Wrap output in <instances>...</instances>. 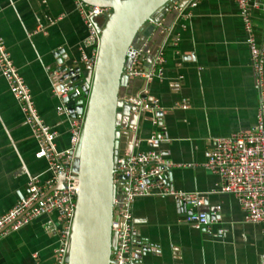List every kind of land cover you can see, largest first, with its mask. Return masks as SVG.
I'll return each instance as SVG.
<instances>
[{"label":"crops","instance_id":"obj_1","mask_svg":"<svg viewBox=\"0 0 264 264\" xmlns=\"http://www.w3.org/2000/svg\"><path fill=\"white\" fill-rule=\"evenodd\" d=\"M184 12L178 15L168 9L162 13L164 25H173L177 32V43L164 47L163 78L145 82L140 77H122L118 130L128 136L130 145L133 142V152L152 148L175 163L162 176L176 189L199 193L197 208L217 215L207 229H200L184 219L174 198L136 197L134 223L150 249L142 254L137 246L135 264H260L262 226L245 221L233 195L215 192L219 176L203 164L213 137L246 130L256 123L258 107L264 104V84L260 96L234 0H191L185 3ZM96 20L101 23L102 17ZM253 23L256 39L264 38L259 10L253 12ZM153 26L148 24L135 43L147 41L155 51L165 43V35ZM0 35L38 113L57 131V147L67 148L69 118L56 109L52 82L61 63L79 67L83 76L89 72V64L81 59L87 28L75 0H0ZM83 50L91 54V47ZM151 60L152 54H145L141 64L149 68ZM144 87L147 96L157 98L163 107L162 139L153 144L147 138L157 127L153 123L157 115L149 110L133 111L129 100ZM184 100L185 109L179 106ZM124 149L125 144L121 155ZM36 152L37 142L0 74V215L26 194L27 175L49 177L46 160ZM119 190L117 187V193ZM49 217L60 226L57 212ZM46 219V215L37 217L2 236L0 264H52L57 236L44 230Z\"/></svg>","mask_w":264,"mask_h":264},{"label":"built area","instance_id":"obj_2","mask_svg":"<svg viewBox=\"0 0 264 264\" xmlns=\"http://www.w3.org/2000/svg\"><path fill=\"white\" fill-rule=\"evenodd\" d=\"M191 1V0H188ZM193 1V0H192ZM180 0L169 2V9L177 14H183L185 4ZM245 31V42L249 47L250 59L255 73L256 85L262 96L264 84V38L258 40L254 35L253 12L259 10L264 19V0H234ZM77 9L87 28V35L81 44V59L94 66L99 43V31L91 18L92 14L99 15L104 20L108 7L89 5L82 0H75ZM194 4V2H193ZM97 21V20H96ZM165 35V43L155 49L147 41L139 44L134 42L130 46L128 64L123 69L126 77H140L149 82L161 79L164 74L165 44L177 43V32L173 25H164L163 19L153 23ZM153 26V29H155ZM91 47L88 55L84 47ZM145 54H152L150 67L141 64ZM0 74L6 80L9 90L18 102L25 123L29 126L33 138L37 142L36 156L47 162L49 177L42 179L40 175H27V192L6 212L0 215V238L7 233L17 231L37 217L46 215L44 230L57 236V244L53 250L52 264H66L71 224L75 208L77 180L72 169L75 150L80 138L83 123V113L71 117L67 109L65 98L74 91L80 95V87L69 89L68 82L61 80L59 70L54 72L52 93L58 99L56 109L64 112L70 123L69 146L59 149L55 143L57 131L51 128L38 113L32 95L24 78L19 73L4 39L0 35ZM179 78H182L180 75ZM135 111L149 110L156 112L163 109L159 100L148 97L145 87L139 91L137 98L131 101ZM185 109L186 101L179 105ZM156 129L147 138L149 144L162 139V125L158 124V117L153 119ZM204 167L219 176L215 192L233 195L244 212V219L258 223L264 233V104L260 103L256 123L246 130L237 131L227 136H216L212 139V146L207 153ZM177 166L165 158L159 151L148 149L145 151L126 152L123 160L118 159L114 165L113 180L125 182V190L121 185L113 200V217L111 232L113 245L110 264H135V249L137 245L136 226L132 212V203L136 197L158 196L172 197L183 212L184 219L196 228L202 229L215 219L216 211H203L200 205V195L197 192L183 191L174 188L163 176V172ZM24 172H26L23 169ZM61 178V188H54ZM122 175L123 178L117 177ZM58 213L60 226L58 227L49 217ZM211 217V218H210ZM260 264H264V255Z\"/></svg>","mask_w":264,"mask_h":264},{"label":"water","instance_id":"obj_3","mask_svg":"<svg viewBox=\"0 0 264 264\" xmlns=\"http://www.w3.org/2000/svg\"><path fill=\"white\" fill-rule=\"evenodd\" d=\"M82 1L110 10L101 23L96 21L99 15H91L100 36L95 63L89 67L87 75L83 76L79 67L65 63L58 68L60 79L70 83L69 89L80 87L82 92L76 95L72 91L65 98L71 117L83 113L72 167L77 192L66 264H110L114 247L111 232L113 200L117 185L126 188L124 181L114 182L113 170L117 160H123L126 152L133 148V142L130 145L128 136L119 132L117 123L123 69L128 64L130 46L138 34L148 24L161 20L162 13L169 9V2L174 0ZM187 1L180 0L179 4L183 6ZM131 108L135 111L132 103ZM162 113L160 110L155 112L160 117L158 124ZM124 144L127 149L121 155ZM62 177L54 188L62 187ZM117 177L123 178L122 175ZM207 228L208 225L202 229ZM136 236L143 254L150 249V244L143 243L138 230Z\"/></svg>","mask_w":264,"mask_h":264}]
</instances>
